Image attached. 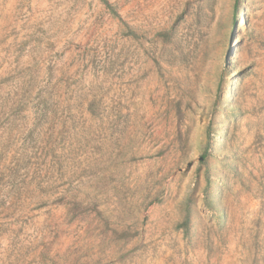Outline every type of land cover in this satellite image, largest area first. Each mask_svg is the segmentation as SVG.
I'll use <instances>...</instances> for the list:
<instances>
[{"label":"rangeland","instance_id":"374dc122","mask_svg":"<svg viewBox=\"0 0 264 264\" xmlns=\"http://www.w3.org/2000/svg\"><path fill=\"white\" fill-rule=\"evenodd\" d=\"M0 0V264H264V0Z\"/></svg>","mask_w":264,"mask_h":264},{"label":"trees","instance_id":"16d2710c","mask_svg":"<svg viewBox=\"0 0 264 264\" xmlns=\"http://www.w3.org/2000/svg\"><path fill=\"white\" fill-rule=\"evenodd\" d=\"M110 9H112L110 3L107 0H102Z\"/></svg>","mask_w":264,"mask_h":264}]
</instances>
